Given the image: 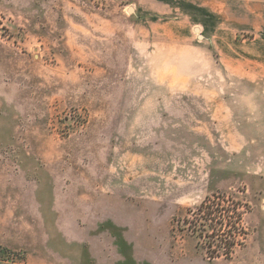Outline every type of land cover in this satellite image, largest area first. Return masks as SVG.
<instances>
[{
  "label": "rangeland",
  "instance_id": "1",
  "mask_svg": "<svg viewBox=\"0 0 264 264\" xmlns=\"http://www.w3.org/2000/svg\"><path fill=\"white\" fill-rule=\"evenodd\" d=\"M214 196L247 206L230 259L186 221ZM29 261L264 264V0H0V264Z\"/></svg>",
  "mask_w": 264,
  "mask_h": 264
},
{
  "label": "trees",
  "instance_id": "2",
  "mask_svg": "<svg viewBox=\"0 0 264 264\" xmlns=\"http://www.w3.org/2000/svg\"><path fill=\"white\" fill-rule=\"evenodd\" d=\"M217 201V202H216ZM230 204V207L228 206ZM238 207L231 204L224 196H214L193 212L194 219L190 222L191 231L198 239L197 245L204 243L205 255L209 259L223 257L230 259L236 246H243L246 233L242 225V217L247 206Z\"/></svg>",
  "mask_w": 264,
  "mask_h": 264
},
{
  "label": "crops",
  "instance_id": "3",
  "mask_svg": "<svg viewBox=\"0 0 264 264\" xmlns=\"http://www.w3.org/2000/svg\"><path fill=\"white\" fill-rule=\"evenodd\" d=\"M100 236L107 237V238H109V237H113L114 238L115 234H111L110 232H106V233L99 234V232H98L97 237H100ZM116 236H118V234ZM119 236L123 238V235H119ZM113 241H114V239L111 241V243ZM104 242L110 243V241L107 239L106 241L105 240H98V241L92 243V245L93 246H96L98 248L99 245L102 244V243H104ZM100 263L102 264V261L96 262V264H100ZM30 264H46V263H45V261H32V262H30Z\"/></svg>",
  "mask_w": 264,
  "mask_h": 264
}]
</instances>
